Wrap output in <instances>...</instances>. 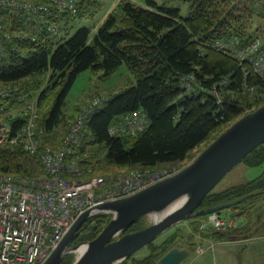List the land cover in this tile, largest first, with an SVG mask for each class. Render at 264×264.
Wrapping results in <instances>:
<instances>
[{
	"label": "trees",
	"instance_id": "trees-1",
	"mask_svg": "<svg viewBox=\"0 0 264 264\" xmlns=\"http://www.w3.org/2000/svg\"><path fill=\"white\" fill-rule=\"evenodd\" d=\"M176 1L186 2V14L181 13ZM243 2L146 0L140 5L132 0H119L91 38L87 26L71 33L70 22L92 14L99 0H80L76 14H58L55 18L58 31L54 35L20 26L12 15L5 13L6 30L19 29L27 36L0 38V88H18L15 94L0 97V105L9 111L19 106L18 95L35 96L37 128L43 132V146L56 148L81 109L77 108L74 117L65 110L67 92L77 75L90 68L107 77L125 64L132 80L107 93L103 103L89 114L80 144L74 147L75 153L87 154L83 163L91 169L85 175L108 176L120 169H160L181 163L213 133L264 104L262 77L247 61H239L212 46L215 40L231 35L252 36L261 27L263 18ZM188 75L194 76L190 89L185 87ZM135 110H141L147 117L142 131L121 136L108 133V127L121 115ZM23 120L20 115L12 117L13 129ZM58 128L61 131L57 133ZM242 162L264 167V143L250 151ZM1 173L46 175L37 154L9 144L0 145ZM241 197L227 209L232 216H243L245 223L225 230L213 229L209 233L212 239L247 238L264 230V168L248 181L218 191L212 189L199 208ZM227 209L217 212L231 216ZM111 216L97 213L87 217L72 243L93 239ZM204 217L190 218L193 233H202L200 222ZM147 224L145 217H141L122 233ZM179 241L184 242L188 251L195 245L193 235L176 227L161 240L150 242L143 256L134 253L119 264H160V257ZM74 258V253L66 254L59 264H71Z\"/></svg>",
	"mask_w": 264,
	"mask_h": 264
},
{
	"label": "built area",
	"instance_id": "built-area-1",
	"mask_svg": "<svg viewBox=\"0 0 264 264\" xmlns=\"http://www.w3.org/2000/svg\"><path fill=\"white\" fill-rule=\"evenodd\" d=\"M80 0H0V38L23 39L24 31L6 30L3 14L15 18L20 26L36 32L54 35L58 31V14H76ZM252 9L263 18L261 27L252 36L231 35L217 39L212 46L225 51L239 61H247L264 81V0H253ZM1 50V49H0ZM185 84L190 89L193 75ZM225 80L223 81V83ZM17 87L0 88V97H8ZM18 95L19 106L6 111L0 105V145L9 144L37 154L45 176L0 174V264H42L76 219L85 211L106 201L129 196L181 170L120 169L108 176L85 175L90 165L83 163L87 154L74 152L80 144L82 129L89 114L103 103L105 97H94L84 105L69 123L58 147L43 146V132L37 128L36 97ZM20 115L23 122L14 130L10 119ZM147 125L141 110L120 116L108 127L113 136L136 134ZM81 153V154H80ZM205 222L214 230L236 226L231 216L212 212Z\"/></svg>",
	"mask_w": 264,
	"mask_h": 264
},
{
	"label": "water",
	"instance_id": "water-1",
	"mask_svg": "<svg viewBox=\"0 0 264 264\" xmlns=\"http://www.w3.org/2000/svg\"><path fill=\"white\" fill-rule=\"evenodd\" d=\"M262 143L264 104L235 119L176 174L82 213L42 264H59L69 253L75 254L71 264H119L176 223L229 208L243 197L207 208L199 206L205 195ZM180 199L184 201L179 207L156 219V214H162ZM97 213L112 216L93 239L73 244L72 239L83 221ZM150 214L151 222L146 226L122 233L139 218ZM80 247H84L82 251ZM187 254V248L174 246L160 257L159 263L179 264Z\"/></svg>",
	"mask_w": 264,
	"mask_h": 264
},
{
	"label": "rangeland",
	"instance_id": "rangeland-1",
	"mask_svg": "<svg viewBox=\"0 0 264 264\" xmlns=\"http://www.w3.org/2000/svg\"><path fill=\"white\" fill-rule=\"evenodd\" d=\"M119 0H99V5L97 9L92 14H85L70 22V29L69 31L72 33L80 26H87L90 28V38L94 33L96 27L100 24V22L104 19L107 13L114 7V5ZM136 4L144 5L146 0H132ZM159 3L162 0H156ZM253 0H245V5H249L252 3ZM180 6V11L184 15L187 13V5L186 2L179 1L177 2ZM253 12H255L253 10ZM257 14V12H255ZM258 15V14H257ZM42 81L41 84L45 82L44 77L40 78ZM132 80V76L130 75L127 67L125 64L119 65L110 75L107 77L102 76V72H95L90 68L81 71L75 80L73 81L71 87L69 88L66 99H65V110L69 114H76L77 108H81L86 105L92 98L94 97H105L107 93L115 89L119 86H123L128 81ZM107 91V92H106ZM254 110V109H253ZM76 111V112H75ZM74 114L72 117H74ZM72 119V118H71ZM60 128H58V132H60ZM223 131V130H222ZM220 131V132H222ZM220 132L213 133L212 137L207 141L201 143L198 147L192 150L190 157L177 164L170 165L169 167H176V168H184L187 164H189L197 154L210 142L212 141ZM263 166H249L244 164L243 162L238 163L235 165L213 188L214 190H221L225 189L232 185H237L248 181L259 174L262 173ZM227 212L232 216V211L227 209ZM152 214L145 217V220L151 222ZM235 219L236 226H242L245 223V219L243 216H232ZM186 220L180 221L176 223V225L172 226L171 228L165 230L160 235H158L154 241L161 240L164 236H166L170 231H173L176 227L183 228L186 232L193 235V241L195 245L193 249L187 254L185 258L181 261L183 264H239L240 258V249L241 244H248L251 243L252 252L250 254V262L249 264H264V230L258 233L255 236L251 237H242L240 239L228 237L217 242L212 247L209 245H205V239L212 240L213 242L219 241L216 239H212L209 236V233L213 231L212 227L207 225L205 222V217L202 218L200 222V229L202 231L198 233H193V228L190 225L191 220L188 219L187 225L189 227H184V222ZM236 243V244H235ZM239 246H238V244ZM184 242L179 241L175 246H184ZM185 247V246H184ZM198 247V248H197ZM206 248V250H205ZM256 251V252H255ZM147 252L146 247L141 248L138 250L135 255L136 256H143ZM179 264H181L179 262ZM247 264V263H244Z\"/></svg>",
	"mask_w": 264,
	"mask_h": 264
},
{
	"label": "crops",
	"instance_id": "crops-1",
	"mask_svg": "<svg viewBox=\"0 0 264 264\" xmlns=\"http://www.w3.org/2000/svg\"><path fill=\"white\" fill-rule=\"evenodd\" d=\"M113 8V7H112ZM82 108V107H81ZM184 222H186V223H184V227H189L188 225H187V220L186 221H184ZM171 232V231H170ZM205 245L207 246V245H209L208 246V248L209 247H212L214 244H216L217 242H220L221 240H219V241H215V242H213L212 240H209V239H205ZM236 244V243H235ZM238 244V243H237ZM240 244V243H239ZM239 244H238V246H239ZM241 246V251H240V258H239V264H244V263H247V264H249V262H250V254L252 253V252H254V250H252V245H251V243H249L248 242V244H241L240 245ZM198 248V247H197ZM205 250H206V248H205ZM256 252V251H255ZM189 253V252H188ZM181 264H183L182 263V261L180 262ZM256 264V263H255Z\"/></svg>",
	"mask_w": 264,
	"mask_h": 264
},
{
	"label": "bare ground",
	"instance_id": "bare-ground-1",
	"mask_svg": "<svg viewBox=\"0 0 264 264\" xmlns=\"http://www.w3.org/2000/svg\"><path fill=\"white\" fill-rule=\"evenodd\" d=\"M183 199H180L178 201H176L171 207H169L166 211H164L162 214H156L155 217L156 219H159L162 215H165L166 213H168L169 211L176 209L177 207H179L182 203H183ZM84 247H80L79 251H82Z\"/></svg>",
	"mask_w": 264,
	"mask_h": 264
}]
</instances>
